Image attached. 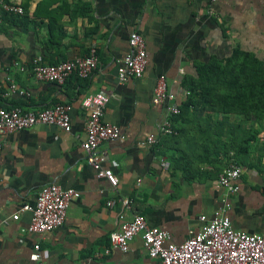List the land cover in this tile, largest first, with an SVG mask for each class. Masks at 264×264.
Listing matches in <instances>:
<instances>
[{
    "label": "crops",
    "instance_id": "obj_1",
    "mask_svg": "<svg viewBox=\"0 0 264 264\" xmlns=\"http://www.w3.org/2000/svg\"><path fill=\"white\" fill-rule=\"evenodd\" d=\"M22 15L0 12V107L42 108L69 103L70 129L36 124L0 134V264H34L38 245L42 264H150L140 234L125 252L108 247L118 227L117 215H142L148 225L165 230L169 242L181 243L200 229L219 206V172L240 168L237 192L229 198L234 229L264 236V115L226 111L215 93L189 92L201 82L205 66L222 65L233 48L264 67V0H8ZM139 32L146 64L137 79L116 82V60L128 52L127 37ZM94 46L98 64L88 79L74 75L63 84L38 81L27 69L33 57L45 63L80 57ZM25 66L18 70L12 63ZM158 75L178 106L190 103L174 122V134L161 135L164 106L151 103ZM28 92L8 91L9 80ZM96 91L108 95L103 122L118 127L122 139L100 143L107 150L104 167L117 177L115 189L84 161V113L80 99ZM152 145H141L146 135ZM233 134V135H232ZM244 142L245 149H231ZM167 158L168 168L159 165ZM139 179L138 186L135 180ZM55 183L77 192L63 223L43 233L22 232L37 191ZM129 197V209L118 199ZM107 199H114L106 207ZM18 214L16 220L10 216ZM5 219V223L2 221Z\"/></svg>",
    "mask_w": 264,
    "mask_h": 264
},
{
    "label": "built area",
    "instance_id": "obj_2",
    "mask_svg": "<svg viewBox=\"0 0 264 264\" xmlns=\"http://www.w3.org/2000/svg\"><path fill=\"white\" fill-rule=\"evenodd\" d=\"M0 12L6 15H22L23 8L18 3L0 0ZM127 44L128 52L116 60L115 78L118 84L127 79L140 78L146 64L143 36L137 31H131L127 37ZM12 64L20 71L26 69L18 62L13 61ZM97 64V51L94 46H89L86 53L80 57L62 59L52 64L41 61L39 57H33L27 69L38 81L61 85L72 75L80 79H88ZM9 93L19 96L28 95L26 90L18 87L11 79L8 83V91L4 95ZM107 100L108 95L102 91L88 93L80 99L79 106L85 117L84 137L80 142V149L85 163L93 169L95 176L104 179L111 189H115L118 183L117 177L110 168L103 166L107 150L99 147L103 141L122 139L118 127L102 120ZM151 103L164 106L158 133L174 134L172 118L179 113V108L172 100L163 75H158L155 79ZM70 109L69 103L61 102L36 109L21 106L0 107V134L29 128L36 124L53 125L68 132ZM156 139L155 135L149 134L140 140L139 144L152 145ZM159 165L168 168V159H160ZM239 174V166L233 163L219 172L217 182L223 190L219 206L207 221L203 215L198 216V219L204 223L198 231L188 235L181 243L169 242L168 233L148 225L142 215L131 213L127 219L124 213L120 212L117 215L118 227L109 233L108 247L103 252L108 253L111 248L125 252L133 236L140 234L142 246L148 257L153 259L150 264H264V236L234 229L228 216L229 198L238 190L236 180ZM139 183V179H136L135 185L138 186ZM76 197L77 192L72 188H63L55 183L42 186L36 193L33 206L21 207V210L30 211L29 222L21 231L43 233L59 227L64 221L69 203ZM118 201L122 211L129 209L131 204L129 197H121ZM114 202V199H107L105 205L111 207ZM17 217V213L10 216L12 220H16ZM2 223H5V219ZM29 260L34 264H42V256L37 244L33 246Z\"/></svg>",
    "mask_w": 264,
    "mask_h": 264
},
{
    "label": "trees",
    "instance_id": "obj_3",
    "mask_svg": "<svg viewBox=\"0 0 264 264\" xmlns=\"http://www.w3.org/2000/svg\"><path fill=\"white\" fill-rule=\"evenodd\" d=\"M204 75L201 82L187 85L189 92L215 93L216 102L226 111L257 112L264 115V67L263 64L248 53L233 48L222 65L208 63L202 70ZM191 95L187 101L178 106L179 113L172 118V126L182 110L192 103ZM233 135V134H232ZM244 142L234 145L231 138V149H245Z\"/></svg>",
    "mask_w": 264,
    "mask_h": 264
}]
</instances>
